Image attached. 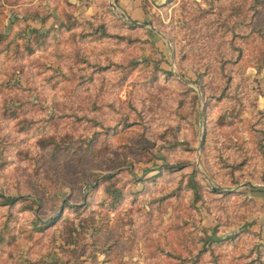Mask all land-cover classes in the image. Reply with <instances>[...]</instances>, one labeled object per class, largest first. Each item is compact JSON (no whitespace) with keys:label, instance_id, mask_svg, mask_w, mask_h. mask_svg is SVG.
<instances>
[{"label":"rangeland","instance_id":"1","mask_svg":"<svg viewBox=\"0 0 264 264\" xmlns=\"http://www.w3.org/2000/svg\"><path fill=\"white\" fill-rule=\"evenodd\" d=\"M7 1L0 0V264H192L205 240L214 253L197 264H264V202L241 186L264 184L249 126L264 109V33L248 42L237 26L235 43H220L200 24L220 20L234 0L198 14L194 0H146L142 26L118 0ZM260 9L255 22L264 27ZM68 18L102 23L110 36L80 39L89 28L60 29ZM232 141L250 158L237 185L229 165L246 154L229 149ZM106 186L122 193L115 205ZM1 196L24 200L9 205Z\"/></svg>","mask_w":264,"mask_h":264},{"label":"trees","instance_id":"2","mask_svg":"<svg viewBox=\"0 0 264 264\" xmlns=\"http://www.w3.org/2000/svg\"><path fill=\"white\" fill-rule=\"evenodd\" d=\"M5 1V0H4ZM7 1V0H6ZM16 1V0H15ZM210 1V7L208 9H204L202 8V6L200 5V3L196 0L192 1L193 4V10L196 14H198L200 11H203L205 13H210L214 10V6H212V4L214 2H216L217 0H209ZM7 2H11V1H7ZM14 2V1H12ZM261 6H264V0H234V1H229L228 2V6H227V14L225 13H221L220 16V20L218 19H214V18H209V21H201L200 24L203 25L205 28L206 26L209 27H213V33L218 35V38L221 39L220 43L224 42V38L227 39L228 42L234 44L236 39H234V36L236 35V30L235 28L237 26H244L248 31L245 35L241 34V39H244L245 41H247L250 38V41H252V35L254 34H262L264 33V27L257 25L256 24V14L259 12V10H261ZM247 11L248 13L251 12V14L249 15V20H246L245 18L247 17ZM196 19H200L199 16H196ZM93 22V21H92ZM91 21H79L76 19H70L68 18L65 22H61L59 24V28L60 29H64V30H71L74 27L80 26L83 30L88 27L89 31H83L82 33H79V38H85L90 36L93 40H101L105 37L110 36V34L106 31L104 25L102 23L93 25ZM196 23V22H195ZM226 35L231 36L226 38ZM48 34H45L43 36V38L41 40H36L35 46H43V44L46 42V38H47ZM255 36V35H254ZM89 37V38H90ZM239 37V36H237ZM127 36H123L121 39H127ZM249 42V40H248ZM236 50H239V52H242V47H233ZM238 48V49H237ZM34 51V47L31 46L30 49H27L28 53H33ZM219 55L222 58V53H219ZM239 59H240V54H239ZM229 62L228 59H225L223 62H221V67L225 68L224 64ZM234 62V61H233ZM137 61L132 60L129 62L128 65H136ZM155 68H157V64L154 63L153 64ZM251 67H254L256 69H260L261 66H259L258 63L251 61L250 62ZM163 73H165V71H162ZM167 74H169L170 76L173 75V73L171 71H167ZM231 98H236L235 103H240L241 99H239V95L238 94H232L229 95ZM236 96V97H235ZM249 126L252 129V134H253V139L254 141L252 142V147H251V153L253 156H256L259 158V163L258 166L260 167V171H258L259 176H258V181L259 182H264V109L260 110L258 112V115L254 116V121L249 120ZM251 134V133H250ZM45 146V144L43 145ZM229 149L233 148L236 149V151H238V153L241 154H246V158L245 159H241L238 160L239 157H237L235 155V157L232 159V163H230V179H231V183L232 184H239L241 178L243 177L242 174V167L244 165H246L249 161V155H247V153H243V148H241V146L239 145V143H236L234 141H232L231 143L228 144ZM246 150V149H245ZM246 152V151H244ZM221 156V155H220ZM246 163V164H245ZM174 166H166L167 169L172 168L173 169ZM106 179L109 178V176L105 177ZM191 189L196 188L195 184H192ZM248 190L250 191H264V189H259V190H254L252 188H248ZM105 192L107 195H109L112 198V205H115L121 198L122 193L120 192V190L118 189H111L108 186L105 187ZM245 191H236L235 193H230V194H236V195H241L244 194ZM224 194H228V193H224ZM2 197V202H5V204H9L12 205L16 202L17 199H21L24 200L23 197H10V198H6L4 196ZM71 204L67 207H70ZM75 211L78 210V206L75 204L73 206H71ZM32 209V208H31ZM57 218V217H56ZM51 222V221H49ZM35 223L38 224V220H35ZM47 223H43L42 225H38L37 226V230L38 231H43L44 228L46 227ZM2 232V231H0ZM239 235H235L232 237H225V241H234L236 239V237L238 238ZM3 241V238L0 237V243ZM222 240L220 239H216L214 242L216 243V245H218L217 243H220ZM211 242L213 241H202V245L201 248L199 249L197 258H195L193 260L192 264H197L198 258L200 254H203L206 251H210V253H214V251L212 250V248H210ZM209 246V247H208ZM254 250L256 254L259 253V244H255L254 245ZM264 249V248H261ZM110 260V259H109ZM252 260L246 261L244 263L241 264H251ZM173 264V263H170ZM182 264V263H179Z\"/></svg>","mask_w":264,"mask_h":264},{"label":"crops","instance_id":"3","mask_svg":"<svg viewBox=\"0 0 264 264\" xmlns=\"http://www.w3.org/2000/svg\"><path fill=\"white\" fill-rule=\"evenodd\" d=\"M143 1H146V0H118V7L120 9L124 10L129 15L132 22L140 23L139 21L142 20L144 18V16H146L144 14V10H143V4H142ZM164 1L154 0V3L158 4L159 2L163 3ZM251 68H253V67H251ZM258 107L264 108V104L258 103ZM262 189H264V187ZM250 194L254 197V200H256L258 203H260V205H263L262 203L264 202V191H258V192L257 191H251ZM260 213L261 214H260V217L258 220V224L261 223L263 225L264 224V216H263L264 215V208Z\"/></svg>","mask_w":264,"mask_h":264},{"label":"water","instance_id":"4","mask_svg":"<svg viewBox=\"0 0 264 264\" xmlns=\"http://www.w3.org/2000/svg\"><path fill=\"white\" fill-rule=\"evenodd\" d=\"M136 25H143L141 23H134ZM241 186H249L250 188L254 189V190H259V189H262L264 187L263 184H254V183H250V182H245L243 184H241Z\"/></svg>","mask_w":264,"mask_h":264}]
</instances>
